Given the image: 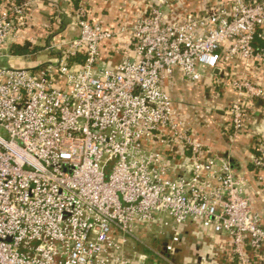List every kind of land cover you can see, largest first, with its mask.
Here are the masks:
<instances>
[{
    "label": "built area",
    "instance_id": "2783aa9c",
    "mask_svg": "<svg viewBox=\"0 0 264 264\" xmlns=\"http://www.w3.org/2000/svg\"><path fill=\"white\" fill-rule=\"evenodd\" d=\"M83 1L70 0L80 34L54 45L60 56L40 68L0 65V264H131L124 248L136 226L164 215L174 223L164 222L168 255L182 225L193 222L230 239L232 264L264 258L249 180L208 155L163 88L175 71L198 83L205 71L226 75L242 65L241 74L215 83L232 97L226 132L248 133L249 110L264 101V87L247 76L264 65V0H211L173 24L164 23L165 9L177 0H156L119 30L93 20ZM28 11L2 1L0 59ZM124 35L133 56L101 67L103 44ZM175 149L191 155L187 168L171 157ZM255 152L264 199L263 139Z\"/></svg>",
    "mask_w": 264,
    "mask_h": 264
},
{
    "label": "crops",
    "instance_id": "0c3cea01",
    "mask_svg": "<svg viewBox=\"0 0 264 264\" xmlns=\"http://www.w3.org/2000/svg\"><path fill=\"white\" fill-rule=\"evenodd\" d=\"M3 0H0V6ZM29 8V19L6 51L11 54L0 59V65L19 68H40L62 54L54 45L65 40L76 39L80 29L73 18L75 5L70 0H16ZM93 20H102L110 29L130 28L136 18L148 14L156 5V0H84ZM211 7V0H177L165 9V24L182 22L188 14L202 13ZM129 35L118 40L106 41L102 46V59L107 67H115L125 56H133V46ZM13 46L28 47L30 53L23 56L12 55ZM244 67L230 66L226 75L205 71V78L198 83L188 81L175 71L163 82L164 90L173 99L175 111L180 120L191 126L192 135L205 145L209 156L219 155L229 161L237 175L249 180L248 194L252 208L261 216L264 224V199L258 193L257 172L253 167L255 144L258 139L264 140V101L256 100L249 110L246 119L248 133L235 137L227 133L224 113L232 102L230 94L216 84V80L231 78L241 74ZM217 76V77H216ZM256 85L264 87V65L257 63L247 70ZM216 77V78H215ZM215 78V80H213ZM218 82V81H217ZM175 149L172 154L176 163L187 168L191 161L189 153L182 154ZM183 171V169L181 170ZM161 223H154L160 230V246L152 247L159 240L145 228L137 225L135 238L129 239L125 245V253L131 264H232L231 243L226 235L215 236L203 229L199 223L182 225L181 241L176 252L168 255L166 245L171 239V229L164 228V222L170 227L174 223L167 215L162 216ZM170 221L173 223L171 224ZM152 225V226H153ZM164 253L166 259L157 253ZM253 264H264V258L255 259Z\"/></svg>",
    "mask_w": 264,
    "mask_h": 264
},
{
    "label": "trees",
    "instance_id": "16d2710c",
    "mask_svg": "<svg viewBox=\"0 0 264 264\" xmlns=\"http://www.w3.org/2000/svg\"><path fill=\"white\" fill-rule=\"evenodd\" d=\"M29 53H30V51H29V49H28L27 46L26 47L25 46L24 47H22V46H13L12 47V55H15V56H23V55H27ZM83 59H84V56L83 55H81V56H79L77 58L78 61H82ZM100 66L101 67L102 66L107 67V64L106 63L104 64V62H102L100 64Z\"/></svg>",
    "mask_w": 264,
    "mask_h": 264
},
{
    "label": "rangeland",
    "instance_id": "374dc122",
    "mask_svg": "<svg viewBox=\"0 0 264 264\" xmlns=\"http://www.w3.org/2000/svg\"><path fill=\"white\" fill-rule=\"evenodd\" d=\"M171 224H173L171 221H170ZM145 228L147 231H149V234L153 237V235H155V237H157L159 240H157L158 242H155L154 244L152 243V247L154 248H157L158 245L160 246V241H162V239L160 238V230H159V227L158 226H155V225H147L146 227H143ZM157 246V247H156Z\"/></svg>",
    "mask_w": 264,
    "mask_h": 264
},
{
    "label": "water",
    "instance_id": "95a60500",
    "mask_svg": "<svg viewBox=\"0 0 264 264\" xmlns=\"http://www.w3.org/2000/svg\"><path fill=\"white\" fill-rule=\"evenodd\" d=\"M7 54H8V55L11 54V51H9V52H8V51H4V52L2 53V56L7 55ZM115 67H116V66H115ZM214 73L217 74V73H218V70L214 71Z\"/></svg>",
    "mask_w": 264,
    "mask_h": 264
}]
</instances>
